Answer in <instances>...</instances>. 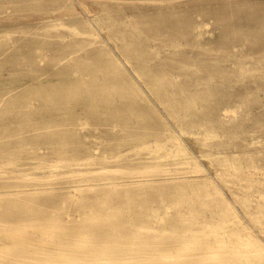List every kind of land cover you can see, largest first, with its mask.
<instances>
[{
    "label": "rangeland",
    "instance_id": "rangeland-1",
    "mask_svg": "<svg viewBox=\"0 0 264 264\" xmlns=\"http://www.w3.org/2000/svg\"><path fill=\"white\" fill-rule=\"evenodd\" d=\"M0 264H264V0H0Z\"/></svg>",
    "mask_w": 264,
    "mask_h": 264
},
{
    "label": "bare ground",
    "instance_id": "bare-ground-1",
    "mask_svg": "<svg viewBox=\"0 0 264 264\" xmlns=\"http://www.w3.org/2000/svg\"><path fill=\"white\" fill-rule=\"evenodd\" d=\"M10 244H11V243H10ZM10 244H9V245H10Z\"/></svg>",
    "mask_w": 264,
    "mask_h": 264
}]
</instances>
